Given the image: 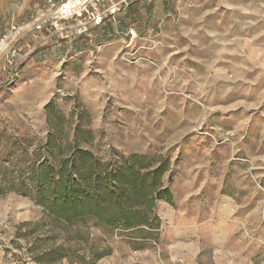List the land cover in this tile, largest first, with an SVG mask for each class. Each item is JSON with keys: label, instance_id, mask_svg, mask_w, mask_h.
Here are the masks:
<instances>
[{"label": "rangeland", "instance_id": "rangeland-1", "mask_svg": "<svg viewBox=\"0 0 264 264\" xmlns=\"http://www.w3.org/2000/svg\"><path fill=\"white\" fill-rule=\"evenodd\" d=\"M49 6L0 0V264H264V0H138L90 35L38 29ZM79 149L111 186L162 168L148 223L51 213L38 179Z\"/></svg>", "mask_w": 264, "mask_h": 264}, {"label": "trees", "instance_id": "trees-1", "mask_svg": "<svg viewBox=\"0 0 264 264\" xmlns=\"http://www.w3.org/2000/svg\"><path fill=\"white\" fill-rule=\"evenodd\" d=\"M88 155L79 149L70 160L62 161L59 169L54 170L51 165L45 167L38 182L40 185L51 182V194L45 201L51 213L67 221L91 215L110 224L123 223L126 227L148 223L146 211L140 208L151 206L156 199L162 168L143 174L140 171L143 163L131 158L125 167H119L115 176L117 183L111 186L112 177L104 175L102 170L99 172ZM54 176L57 178L53 179ZM164 194L165 191L157 193L159 198L165 197Z\"/></svg>", "mask_w": 264, "mask_h": 264}, {"label": "built area", "instance_id": "built-area-1", "mask_svg": "<svg viewBox=\"0 0 264 264\" xmlns=\"http://www.w3.org/2000/svg\"><path fill=\"white\" fill-rule=\"evenodd\" d=\"M131 0H63L55 3L49 0V16L43 15L38 19L36 27L42 28L51 20L56 26L69 24L77 34L90 35L93 30L100 29L108 19H115ZM69 26V27H70ZM130 33L136 35L134 29ZM10 34H6L0 44L7 41ZM18 55L16 49L12 50L11 57Z\"/></svg>", "mask_w": 264, "mask_h": 264}, {"label": "crops", "instance_id": "crops-1", "mask_svg": "<svg viewBox=\"0 0 264 264\" xmlns=\"http://www.w3.org/2000/svg\"><path fill=\"white\" fill-rule=\"evenodd\" d=\"M138 2V0L137 1H133L130 5H129V7H127V9L125 10V11H122V12H120L117 16H116V18L115 19H108V20H110V21H113V22H115V24L117 25V27H118V25H119V27H121L120 26V23H121V20H122V18H123V16L125 15V14H127L130 10H132L133 8H134V6H135V4ZM107 20V21H108ZM106 21V22H107ZM113 22H110V24L111 23H113ZM106 24V23H105ZM105 24H104V28L103 29H105ZM114 24V23H113ZM112 25V24H111ZM45 27H46V25H45ZM102 28H100V29H102ZM131 28H133V26H131ZM9 28H5V30H8ZM123 28H121V30H122ZM134 29V28H133ZM116 32H118V29H114ZM99 32H101V30L99 31Z\"/></svg>", "mask_w": 264, "mask_h": 264}]
</instances>
